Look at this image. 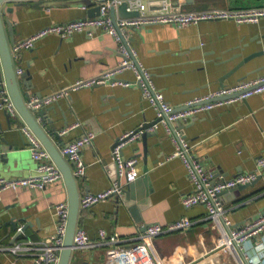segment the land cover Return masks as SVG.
Instances as JSON below:
<instances>
[{"label":"crops","instance_id":"obj_1","mask_svg":"<svg viewBox=\"0 0 264 264\" xmlns=\"http://www.w3.org/2000/svg\"><path fill=\"white\" fill-rule=\"evenodd\" d=\"M150 1H138L146 5V14L173 9L193 12L264 5V0H156L166 2V7L151 10ZM104 3L21 0L5 2L2 8L4 18L12 24L16 44H20L47 27L89 18L88 9ZM127 37L137 62L151 72L155 87L169 104L182 107L193 97L220 88V78L228 70L243 58L264 50V18L258 24L204 21L181 29L173 25H144L129 29ZM121 58L114 38L101 32L92 37L77 33L64 39L47 35L34 48L19 51L15 69L28 74L30 88L21 83L22 94L28 92L31 97L47 98L67 90L76 81L90 80L116 68ZM263 66L264 56L256 58L223 84L228 86L244 77L262 75ZM258 68L262 69L254 72ZM115 79L133 82L134 74L124 71ZM45 108V120L52 122L45 126L47 130L56 129L60 134L80 123L79 127L60 134L64 146L87 132L96 135L93 144L82 154L87 170L83 178L76 179L80 199L107 190L114 181L125 184V178L119 176L112 161V148L122 136L157 119L155 109L135 86L82 88L70 91L68 97H61ZM36 119L42 122L38 116ZM8 121L5 111L0 110V177L29 178L36 173V162L22 130L26 125L15 117L9 129ZM175 127L184 133L192 152L216 177L232 178L252 172L257 160L264 158V92L197 114ZM55 143L59 145L56 139ZM174 151V143L162 126L127 145L123 155L126 159L137 158L136 168L140 173L132 183L138 185L134 189L135 210H131L130 201L123 194L81 210L77 229L86 231L92 240H97L99 231L104 229L117 234L123 245L128 246L137 241L146 225H166L188 217L194 222L190 230L155 240L163 264H247L239 249L234 254L225 247V238L212 227L204 205L189 209L182 205V198L192 192V185L183 162L170 158ZM3 156L6 161L2 160ZM138 193L148 195L140 200ZM221 198L234 227L241 228L256 220L264 213V172L257 182L226 192ZM63 202H69L64 180L43 190L26 187L0 191V264H35L29 253L14 254L7 248L23 242H50L56 232L55 207ZM20 218H27L28 228L12 241L16 231L9 223ZM23 224L25 221L18 226ZM257 243L264 253V228L246 245ZM70 264H110L108 250L103 247L76 250Z\"/></svg>","mask_w":264,"mask_h":264},{"label":"built area","instance_id":"obj_2","mask_svg":"<svg viewBox=\"0 0 264 264\" xmlns=\"http://www.w3.org/2000/svg\"><path fill=\"white\" fill-rule=\"evenodd\" d=\"M113 3V1L109 0L101 5L99 17L79 19L66 24L47 27L17 44L12 51V55L16 57L19 51L34 48L36 43L47 35H57L64 39L77 33L87 34L90 37L95 36L98 32L107 34L117 42L118 50L122 57L116 68L90 80L76 81L67 90H62L47 98L33 97L29 104L30 107L39 109L50 106L61 97H68L70 91L93 88L98 85H110L113 87H137L144 100L156 111L157 119L159 120L157 124L151 128L140 130L139 132L132 131L122 136L112 148V161L117 165L119 176L125 178V184H122L121 181H114L111 187L103 192L84 195L80 199V209L87 210L108 199L119 198L124 188L140 177V173L136 168L138 164L137 158L126 159L123 155V150L127 145L140 141L145 133L156 132L158 127L162 126L171 137L175 146V151L170 158H179L183 162L192 185V192L182 198V205L186 209L204 205L212 227L224 236L225 247L234 254L237 253L239 248L243 250V245L251 238L257 237L264 228V213L241 228L234 227L227 217V210L221 197L226 191L250 185L260 178L264 172V158L257 160L256 168L252 172L239 174L232 178L216 177L195 156L184 133L176 128L175 125L185 124L197 114L210 111L215 107L244 101L253 95L263 93L264 74L220 87L204 95L195 96L182 107L172 106L167 102L164 94L155 87L151 72L142 64L133 60L134 52L132 49L129 50L123 43L122 37L127 39L129 29L144 25H173L181 29L204 21H234L237 24H258L264 18V6L240 9L212 8L193 12H182L173 9L169 11H153L151 14H146V5L132 3V6L139 8L141 16L134 19H120L115 24L109 12ZM116 3L118 4V1ZM124 71H131L134 74L133 82H123L115 79L116 76ZM16 73L20 75L23 71L18 69ZM3 84L0 80V88ZM0 110H7L13 116L17 113L7 91L0 94ZM171 125L174 129H172ZM79 126L80 123H77L60 134L64 135L70 129ZM22 130L27 139L32 158L36 162V173L29 178L18 180H7L0 177V191L26 187L43 190L47 186L63 180V174L53 162L40 140L29 127L25 126ZM95 137L94 132H87L61 150L62 156L75 165L72 170L75 179H81L86 175L87 165L83 160L82 154L88 146L93 144ZM99 161L101 162V160ZM55 211L57 216L56 232L50 242H23L7 248V250L14 254L29 253L33 256L35 264H59L68 228L69 203L58 204L55 207ZM193 225L194 222L188 217L180 218L166 225L159 223L149 224L137 241L128 246L123 245V240L117 234H110L104 229L99 231L97 240H92L86 231L77 229L73 244L76 250L106 248L110 264H163L156 250L155 240L163 235L188 231ZM260 252L261 254L257 257L250 258L245 255L247 264H264V253Z\"/></svg>","mask_w":264,"mask_h":264},{"label":"water","instance_id":"obj_3","mask_svg":"<svg viewBox=\"0 0 264 264\" xmlns=\"http://www.w3.org/2000/svg\"><path fill=\"white\" fill-rule=\"evenodd\" d=\"M8 1H21V0H0V80L4 83L3 86L0 88V94L5 92L7 90L8 95L11 98V101L17 111L16 115L13 116L11 113H9L7 110H4L7 118H8V124L9 129L12 128L11 126V119L12 118H18L23 122L29 129L35 134V136L40 140L44 148L48 151L50 154L53 162L56 164V166L59 168L61 173L63 174V180L66 184V188L68 191V203H69V219H68V228L67 233L64 241V246L62 248L61 254H60V260L59 264H70L71 257L76 251L73 240L74 235L77 230V224H78V218L81 213L80 209V193L78 190V184L77 180L73 176L72 168L75 166L73 162L68 163L66 159L62 156L59 149H63L65 146L61 141V136L57 132L56 129L47 130L46 125L51 124L52 122L46 119V112L47 109L45 107L39 108V109H32L30 107V102L33 97L28 92H25L24 94L21 93L20 90V84L23 83L27 88H30V82L27 83L26 78L28 77V74L24 73L20 77L16 73L15 69V60H17L18 55L14 57L12 55L11 49H14L17 44L14 38V31L12 24L8 19L4 18L5 11L2 8V5L5 2ZM100 3H104L105 1L109 0H96ZM114 3L111 5L109 12L110 16L113 20V22L116 24L117 20H126V19H134L139 18L141 16V11L139 8H136L135 6H132V3L136 4L138 1L141 0H110ZM118 1V4L116 3ZM193 0H190L192 2ZM262 3V2H259ZM149 6L151 10H162L166 7V2L160 1L157 2L156 0H152L149 2ZM263 4H257L253 7H262ZM245 7V8H251ZM100 10L101 5L92 6L88 9V16L89 18H95L100 16ZM8 34V35H7ZM9 36V37H8ZM123 43L128 47L129 50H131V46L129 44L128 39L122 37ZM264 56V50L255 52L251 54L250 56H247L243 58L235 67L231 68L226 72L225 75L220 78L221 87H224L223 84L224 81L230 77H232L236 72L243 68L245 65H247L250 61ZM133 60L137 62V59L135 56H133ZM264 67V66H263ZM262 68H258L257 70H254V72H258ZM246 77L242 78V80H245ZM28 84V85H27ZM37 97V96H34ZM41 98V97H38ZM36 116L39 117V119L42 120V122H38L36 119ZM45 121V123H44ZM159 122L158 119L151 123H146L142 125L139 129L135 130L134 132H139L140 130L148 129L154 126ZM172 129L174 127L171 125ZM154 133V132H153ZM1 134V131H0ZM150 135L149 132L145 133V136ZM55 139L59 143V145H56ZM6 142V141H5ZM115 145V144H114ZM11 149V148H10ZM2 160L6 161L7 159L2 158ZM145 172L147 170L145 169ZM259 178L255 181L257 182ZM137 184H129L126 186V188L123 190V194L126 196V200H129V207H131V210L134 209V205L136 202V198L134 195V189L137 187ZM236 189V188H235ZM234 190V189H232ZM231 191V190H229ZM226 191V192H229ZM224 192L223 194H225ZM222 194V195H223ZM148 194L147 193H138V199L143 200L146 198ZM145 196V197H144ZM120 198V197H119ZM147 200H145L146 202ZM136 220H139V218H136ZM22 221H25V224L23 226H18V224ZM12 227L13 231H16V235L14 236L12 241H16L18 237H20L21 234H25L26 230L28 228V220L27 218H20L16 219L9 223ZM148 225L144 226L143 232L146 230ZM261 244L257 243L255 245H251L248 247V245H243V250H241L239 247V251L241 255L245 256L248 255L250 258L257 257L259 254H261L258 246ZM247 263V262H246Z\"/></svg>","mask_w":264,"mask_h":264}]
</instances>
